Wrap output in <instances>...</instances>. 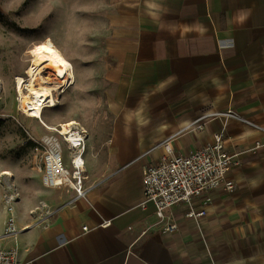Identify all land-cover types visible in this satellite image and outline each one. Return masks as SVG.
<instances>
[{"label":"crops","instance_id":"1","mask_svg":"<svg viewBox=\"0 0 264 264\" xmlns=\"http://www.w3.org/2000/svg\"><path fill=\"white\" fill-rule=\"evenodd\" d=\"M122 18L106 48L116 110L107 136H88L82 156L99 184L71 203L72 193L45 188L39 173L37 187L16 189L19 262L264 264V0H139ZM227 110L247 124L212 116ZM222 126L225 150L238 154L226 174L234 189L215 191L198 219L177 205V231L163 232L154 205H142L145 167L165 147L201 149ZM3 193L12 192L0 190V235ZM56 199L63 204L37 218Z\"/></svg>","mask_w":264,"mask_h":264},{"label":"rangeland","instance_id":"2","mask_svg":"<svg viewBox=\"0 0 264 264\" xmlns=\"http://www.w3.org/2000/svg\"><path fill=\"white\" fill-rule=\"evenodd\" d=\"M131 2L139 0H0L1 191L17 198L16 189L38 185L29 136L36 139L47 133L18 107L13 80L24 76L33 46L43 39L49 38L69 60L75 76L74 86L60 96L58 106L43 111V120L52 126L73 120L87 137L102 140L107 136L118 84L109 77L114 64L106 49L108 33L113 25H122ZM63 202L56 199L43 205L37 218L49 215Z\"/></svg>","mask_w":264,"mask_h":264},{"label":"built area","instance_id":"3","mask_svg":"<svg viewBox=\"0 0 264 264\" xmlns=\"http://www.w3.org/2000/svg\"><path fill=\"white\" fill-rule=\"evenodd\" d=\"M212 116L223 119L224 125L228 119L247 124L232 110L213 113ZM40 124L47 134L36 139L28 135L32 143V169L40 174L45 188L72 193L68 203L84 199L99 184L98 181L90 180L82 158L86 147V131L79 125H71L63 133L60 125L46 127L41 122ZM260 147L261 144L256 143L255 148ZM65 152L69 157L68 166L63 160ZM238 164V154L225 150L223 126L212 135L211 142L187 155H171L170 150L165 147L164 154L144 169L141 181L144 198L142 205L151 202L155 207L157 223L162 226L163 232L173 233L177 231V223L172 209L177 205H186L187 218L203 217L204 207L210 203L215 191L231 192L234 189V183L226 178V174L230 167ZM3 198L7 217L0 240L10 241L12 246H0V264H22L18 260L19 231L10 205L15 201L16 195L10 193ZM197 200L200 202L199 211L194 209ZM83 230L86 231V227Z\"/></svg>","mask_w":264,"mask_h":264},{"label":"bare ground","instance_id":"4","mask_svg":"<svg viewBox=\"0 0 264 264\" xmlns=\"http://www.w3.org/2000/svg\"><path fill=\"white\" fill-rule=\"evenodd\" d=\"M31 57L24 76L18 75L13 80L15 101L27 117L52 127L43 120V111L56 108L60 96L74 86L73 66L49 38L33 46ZM75 124L66 120L58 125L65 133Z\"/></svg>","mask_w":264,"mask_h":264},{"label":"flooded vegetation","instance_id":"5","mask_svg":"<svg viewBox=\"0 0 264 264\" xmlns=\"http://www.w3.org/2000/svg\"><path fill=\"white\" fill-rule=\"evenodd\" d=\"M50 214H52V213H50ZM50 214H49V215H50Z\"/></svg>","mask_w":264,"mask_h":264}]
</instances>
